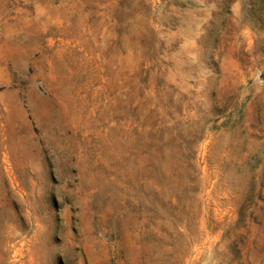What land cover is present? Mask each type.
<instances>
[{
  "label": "rangeland",
  "instance_id": "374dc122",
  "mask_svg": "<svg viewBox=\"0 0 264 264\" xmlns=\"http://www.w3.org/2000/svg\"><path fill=\"white\" fill-rule=\"evenodd\" d=\"M0 264H264V0H0Z\"/></svg>",
  "mask_w": 264,
  "mask_h": 264
}]
</instances>
